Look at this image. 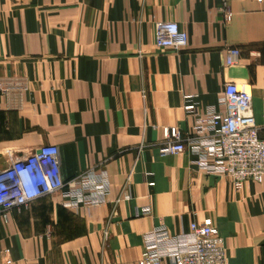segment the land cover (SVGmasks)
<instances>
[{"label":"crops","instance_id":"crops-1","mask_svg":"<svg viewBox=\"0 0 264 264\" xmlns=\"http://www.w3.org/2000/svg\"><path fill=\"white\" fill-rule=\"evenodd\" d=\"M0 0V171L45 145L70 182L103 169L108 203L65 208L59 195L9 212L0 264H139L143 235L190 223L219 229L230 264H264V182L236 190L204 173L190 151L163 155L167 129L195 136L196 117L229 82L250 86L264 140V0ZM189 35L182 51L156 45V24ZM241 51L226 65L227 51ZM129 193L130 199H121ZM150 215H138L143 208ZM168 264V262H164Z\"/></svg>","mask_w":264,"mask_h":264},{"label":"built area","instance_id":"built-area-1","mask_svg":"<svg viewBox=\"0 0 264 264\" xmlns=\"http://www.w3.org/2000/svg\"><path fill=\"white\" fill-rule=\"evenodd\" d=\"M221 0L220 12L228 24L233 19L231 2ZM262 2L263 0H257ZM156 45L175 52L189 45V35L176 22L156 24ZM241 51H227L226 65L238 64ZM7 85L0 80V92ZM219 105L206 108L205 114L197 106L184 107L196 117L195 136L184 138L178 128L167 129V141L161 147L163 155H177L190 151L192 163L208 175L230 178L236 190L252 181L264 182V140L260 136L253 112L250 86L229 82ZM264 119V112H263ZM111 183L103 169H91L70 182L61 173L59 148L45 145L25 156L15 158L0 171V227L8 222L9 212L22 210L33 201L49 195H59L68 209L99 207L108 203ZM121 199H130L125 193ZM149 207L138 215H150ZM230 264L225 241L218 228L206 222H191L188 231L173 234L165 225H159L143 235V250L139 264Z\"/></svg>","mask_w":264,"mask_h":264}]
</instances>
